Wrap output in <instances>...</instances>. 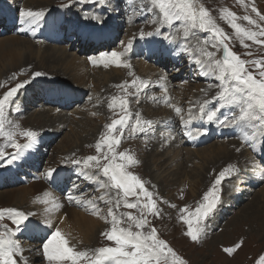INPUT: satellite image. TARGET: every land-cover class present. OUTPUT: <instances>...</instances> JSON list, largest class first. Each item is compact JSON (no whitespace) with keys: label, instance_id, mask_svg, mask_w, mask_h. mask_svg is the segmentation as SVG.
I'll return each mask as SVG.
<instances>
[{"label":"rangeland","instance_id":"374dc122","mask_svg":"<svg viewBox=\"0 0 264 264\" xmlns=\"http://www.w3.org/2000/svg\"><path fill=\"white\" fill-rule=\"evenodd\" d=\"M199 2L231 37L226 43L241 59L249 62L264 60V45L247 39L242 44L241 38L235 34L228 21L221 18L223 10L228 9L236 13L239 17L236 22L242 27L251 26L247 29L259 31L257 25L249 24L243 17L251 16L258 25L264 27V20H260L251 10L255 6L264 14V0ZM149 8V0H110L105 5L93 3L92 0H76L72 3L70 0H0V19L6 18L19 24L18 30L12 32L3 30L5 25L0 22V98L17 83H25V87L18 91L7 110L12 123L6 127L11 131L15 125L19 126L15 140L21 145L29 141L20 133L28 130L37 133L36 142L30 148L23 149L19 159L12 163L0 161V208H17L35 213L20 231V234H27L26 237H30L28 234L38 235L39 223L44 225L47 224L46 220H50L51 229L59 228L66 238L68 235L75 237L76 241L70 239L69 244L78 251H87L91 255L100 247L111 246V242L102 235L111 225L108 209L113 208L118 216L128 212L139 215L138 209L125 208L122 202L119 208H115L113 203H107L115 195V190L100 188L94 179H86L83 183L82 187H86V190L73 193L81 203L68 204L69 200L64 201L62 196L54 195L47 179L44 176L38 178L41 173L31 171V165L28 164L42 156L41 161L45 166L42 169L38 167V170L48 171L50 168L61 167L57 166L58 163H64L63 168L68 165L67 170L71 174L69 165L72 163L69 161L81 160L82 163L75 166L80 178H83L82 172L89 174L90 171L94 174L96 170L86 168L83 161L88 156L98 154L96 146L106 134V126L127 112V126L122 130L123 136L120 137L121 143L116 151H128L139 161L129 170L138 175L148 190L154 193L161 215L159 218L151 217L152 226L157 229L161 238L187 264H258L259 258L264 256V167L262 159H259L264 156V144H259V150H254L251 147L252 141L245 143L240 138L243 131L251 135L252 129L242 130L240 127L225 126L219 122L209 123L206 115L201 117L199 108L205 101L211 103V107L209 103L205 106L206 113L209 109L219 107L220 101L213 98L221 91L222 86L213 74H205V70L194 63L195 55L190 56L183 51L185 41L183 30L177 32L179 22L171 28L162 25L159 22L158 9L150 11ZM26 10L43 11L44 19L38 26H30L20 15ZM93 16L100 19H93ZM66 21L70 29L75 24L80 25L78 32L82 37L91 38L96 44L115 39L116 33H121V41L117 39L119 46L111 51L122 52L131 42V49L122 58L131 67H118L113 63L105 66L100 63V53L111 52L108 48H101L99 54L86 55L85 51L82 53L83 45L79 41L71 49L64 41H55L59 35L54 31ZM33 27L38 28V34L32 35ZM149 31L153 35H144L141 38V32L147 34ZM157 31L161 34L156 35ZM135 33L138 35L133 36ZM197 36L207 39V49L216 52L217 59L222 58L221 48L217 50L211 47L215 42L211 33L198 32ZM41 37L47 38L48 43ZM258 39L264 40V36ZM37 42L41 43V49ZM189 42L193 52L197 51V54L194 53L198 55L199 47H204L203 40L201 39L199 45L195 39H190ZM244 44L249 46L244 47ZM152 51L160 59H169L170 65L165 69L155 66L150 61ZM92 58L97 59L96 64L92 63ZM246 67L258 75L259 69L254 65L249 63ZM35 72L43 74L36 77ZM183 77L185 80L179 81ZM133 81L136 82L135 85ZM141 81L143 85L140 84ZM162 83H166L172 90L170 95L173 100H168V104L165 99L157 102L156 94L165 95L162 93ZM180 85L186 86L180 89ZM72 87L79 88L85 94ZM49 88L51 89L48 90ZM82 95L84 103L69 110L48 103L49 99L57 96L66 104H75ZM113 97L128 100L126 112L118 104L109 108ZM171 107L181 108V114L177 115L175 110L168 112ZM234 111L238 114V109L224 107L218 116L220 119L228 117L231 120ZM149 115H165L161 119L163 126L156 132H148L147 124L142 122ZM174 116L180 119L183 116V125L192 123L189 127L194 141L191 147L181 146L188 134L179 131L181 139L173 131ZM137 119L145 128L144 132L133 131ZM183 129L185 131L187 128L183 126ZM200 130L205 131L201 134ZM230 130V138H214L226 131L228 135ZM198 140L210 142L197 147ZM9 145L7 136H0V151L5 156L16 151ZM204 149L208 150L207 153L200 156L197 152ZM188 150L192 151L193 157L186 156ZM228 166L236 170L217 186L219 202L209 216L201 221L199 226L203 228V232L199 240L194 242L186 235L187 225L181 219L180 210L188 206L194 211L203 203L204 194L212 189L219 173ZM15 167H18L17 170L13 169ZM19 170L29 171L30 174L19 176ZM9 173L12 177L9 180L2 177ZM35 175L39 176L34 180ZM24 176L30 179L23 178ZM100 179L105 178L100 176ZM88 181L92 182L87 184ZM13 182L20 185L12 186ZM238 188L241 191H237ZM95 190L98 195L93 192ZM129 199L135 200V197ZM43 200L50 202L42 203ZM89 200L96 203V210L88 203ZM57 202L62 207L53 208ZM251 202L259 203L248 215H242L243 208ZM220 206L225 209L224 212L218 211ZM47 208H53V211L46 213ZM5 224L10 228L15 227L7 218L0 221V226ZM229 226L231 227L227 228ZM0 231H3L2 227ZM49 233V230H43L41 226V242ZM90 233L92 234L88 238ZM18 238V235L14 237L24 249L23 256L18 257L21 264L25 260L27 264H49L43 248L34 247L37 242L29 239L27 244L22 242L27 240ZM241 240L243 245L233 254L229 255L224 251ZM43 243L45 241L42 245ZM80 264H88V261L82 260Z\"/></svg>","mask_w":264,"mask_h":264},{"label":"snow or ice","instance_id":"6c2138e0","mask_svg":"<svg viewBox=\"0 0 264 264\" xmlns=\"http://www.w3.org/2000/svg\"><path fill=\"white\" fill-rule=\"evenodd\" d=\"M72 2H76V0H70V3ZM79 2H86V0H79ZM92 2L105 5L110 0H92ZM149 3L150 11L158 9L159 22L162 25L171 28L179 22L177 32L183 30L185 41L183 51L190 56L195 55L194 63L205 70V74H213L222 86L221 91L213 98V100L220 101L219 107L206 113L205 106L208 101H205L199 108L201 117L206 115V120L209 123L219 122L225 126L240 127L242 130L246 128L252 129L251 135L247 131H243L240 138L245 143L252 141L251 147L254 150H259L258 145L264 144V60L249 62L241 59L226 43L231 37L215 22L209 10L199 0H149ZM251 10L256 13L260 20H264V14H261L255 6ZM20 15L30 26H38L39 22L44 19L45 13L43 11L26 10L22 11ZM92 18L100 19L98 16H93ZM221 18L228 21L230 27L235 30V34L241 38L242 44L244 39H247L264 45V40L258 39V37L264 36V27L258 25L251 16L245 15L243 19L248 21L249 24L257 25L259 31H251L242 27L236 22L239 19L236 13L228 9L223 10ZM153 22L155 23L156 21L153 20ZM32 30L34 32L36 30L35 27ZM198 32L212 34L215 42L211 44V47L217 50L223 49L221 59L216 58V52L207 49L209 41L198 37ZM155 34L160 35L161 32L157 31ZM144 35H153V33L145 34L141 32V38ZM165 39H168V36H165ZM190 39H195L197 45L201 43V39L203 40L204 47H199L198 55L189 46L188 41ZM248 46L244 44V47ZM131 47L132 44L129 42L122 52H104L99 57V62L105 66L113 63L118 67L130 68V63L122 60V58L126 56ZM92 63L96 64L97 59L92 58ZM249 63L259 69L258 75L249 71L248 67H246ZM42 74L41 72L34 73L36 77ZM132 83L133 85L136 84L135 81ZM140 84L143 85V81ZM24 87V82L17 83L15 87L10 88L4 94L3 98H0V136L6 135L10 141L9 146L16 150L15 153L8 156H5V153L0 151V161L6 160L7 163H12L19 159L22 150L30 148L37 139L35 131H24L20 135L26 137L29 143L21 145L15 140L16 129L19 126L15 125L11 131H8L6 127L12 123L7 110L13 103V98L18 91ZM117 104L126 112L127 99L113 97L109 108H113ZM224 107L238 109V114L234 111L231 120L228 117L220 119L218 113ZM174 110L177 115L182 112L179 107H175ZM189 116L191 118V110ZM128 118L126 112L124 116L114 119L106 126L107 132L101 137L100 142L96 146L98 154L88 156L83 161L86 168L95 169L96 172L93 175L82 172L81 175L86 179L96 180L100 188L115 190V195L111 196L106 201L107 203H113L115 208H119L122 202L125 208L138 209L139 215L128 212L126 214L121 213L118 216L113 208H109L108 216L111 217V225L102 235L111 242V246L100 247L94 250L91 255L87 251H78L71 247L69 240L62 234L61 230L55 228L46 239V242L43 243V254L49 264H80L82 260H87L88 264H187L184 259L177 255L169 243L161 238L157 229L152 226L149 217L159 218L161 209L157 200L154 199V193L148 190L144 181L138 175L129 170L134 165H137L139 161L128 151H116L117 146L121 143L120 137L123 136L122 130L127 126L126 121ZM181 119H184L183 116ZM143 123L150 125L151 121H144ZM137 130L140 132L145 131L139 119L136 120V127L133 131ZM200 131L203 134L205 130ZM188 135H192V133L189 132ZM237 150L239 151V149ZM69 162L76 165L82 163L81 160H70ZM55 171V169L50 168L46 176L52 178ZM233 171V167L228 166L219 173L212 189L204 194L202 198L204 202L194 211L190 210L188 206L180 210L182 213L181 219L187 225L186 235L192 241L199 240L203 232V228L199 226L201 221L209 216L219 202L220 196L217 186L221 184L225 177L230 176ZM100 176L105 179L101 180ZM130 197H135V200H130ZM67 198L69 201L81 203L74 195L69 194ZM49 202V200L42 201V203L46 204ZM88 203L96 210L97 206L94 201L89 200ZM60 207L62 205L58 202L53 205V208L58 209ZM171 207H176V205H171ZM53 208H47L45 212L50 213ZM31 215H35V213H28L17 208H0V221L7 218L15 226L14 228H10L6 224L0 226L3 228V231H0V264H21L18 257L23 256L24 249L14 237L22 230V226L26 227V222ZM46 223L49 227H52L50 220H46ZM243 243L241 240L232 247L225 248L224 251L231 255ZM24 264H27L26 260ZM258 264H264V256L259 258Z\"/></svg>","mask_w":264,"mask_h":264},{"label":"bare ground","instance_id":"6f19581e","mask_svg":"<svg viewBox=\"0 0 264 264\" xmlns=\"http://www.w3.org/2000/svg\"><path fill=\"white\" fill-rule=\"evenodd\" d=\"M251 26H249V27H247V28H250ZM35 29H38V28H35ZM256 29V28H255ZM39 30H35L34 32H32V35H36V34H38L39 32H38ZM38 43V45H39V48L41 49V43L40 42H37ZM182 67V66H181ZM143 69H145V68H143ZM155 75H156V73H155ZM155 75H153V76H155ZM185 86L186 85H180L179 86V88L180 89H184L185 88ZM161 87H162V93L163 94H165L166 95V92L168 93V94H171V87L170 86H168L166 83H162L161 84ZM165 89H166V91H165ZM144 121H149L148 119H145V120H143L142 122H144ZM192 124V123H191ZM191 124H190V122L189 123H187L186 125H183L184 126V128H187L185 131H184V129H183V132H185L186 134H188L189 132H191V130H190V126H191ZM192 133V132H191ZM192 136H193V133H192V135H188V137H190L191 139H193L192 138ZM220 149V148H219ZM207 149H204V150H199L197 153L198 154H200V156H203V155H205L206 153H207ZM186 156L187 157H189V158H191V157H193L194 155L192 154V151L191 150H188V151H186ZM234 170H236V168L234 169ZM237 191H241V188H238V190ZM258 203L259 202H251L250 204H248L247 206H245L244 208H243V210H242V215H248L253 209H255L256 207H257V205H258ZM220 208H221V206H220ZM218 211L219 212H224L225 211V209L222 207L221 209H218ZM244 213V214H243ZM231 226H229V227H227V228H230ZM92 233H90V234H88V238L90 237V235H91ZM67 239L70 241V239L72 240V241H76V239H75V237H73V236H70V235H68V237H67ZM82 239V238H81ZM83 240V239H82Z\"/></svg>","mask_w":264,"mask_h":264}]
</instances>
